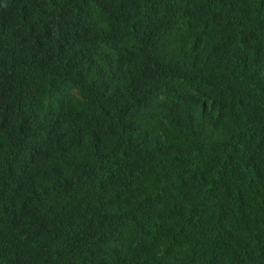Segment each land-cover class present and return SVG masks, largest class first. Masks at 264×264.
<instances>
[{"label": "trees", "instance_id": "16d2710c", "mask_svg": "<svg viewBox=\"0 0 264 264\" xmlns=\"http://www.w3.org/2000/svg\"><path fill=\"white\" fill-rule=\"evenodd\" d=\"M0 264H264V0H0Z\"/></svg>", "mask_w": 264, "mask_h": 264}, {"label": "bare ground", "instance_id": "6f19581e", "mask_svg": "<svg viewBox=\"0 0 264 264\" xmlns=\"http://www.w3.org/2000/svg\"><path fill=\"white\" fill-rule=\"evenodd\" d=\"M234 16H235V19H236V14L233 12ZM140 19L143 21V19L140 17ZM237 21V20H236ZM144 22V21H143ZM145 23V22H144ZM146 197L144 195L140 196V197H137L134 202H133V205H132V208H135L137 209L139 206H140V203L143 199H145ZM122 211H127L125 209H122ZM133 215V214H132ZM150 218H139L138 221L141 223V222H153L155 223L156 225L158 226H162L163 223L157 219H150L151 221H149ZM112 221L115 222V224L117 225V216L115 214H113V217H112Z\"/></svg>", "mask_w": 264, "mask_h": 264}]
</instances>
